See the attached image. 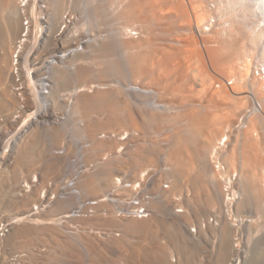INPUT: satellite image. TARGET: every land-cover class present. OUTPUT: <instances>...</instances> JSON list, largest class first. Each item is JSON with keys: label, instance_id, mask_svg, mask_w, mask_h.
Here are the masks:
<instances>
[{"label": "bare ground", "instance_id": "obj_1", "mask_svg": "<svg viewBox=\"0 0 264 264\" xmlns=\"http://www.w3.org/2000/svg\"><path fill=\"white\" fill-rule=\"evenodd\" d=\"M36 1L0 0V112H11L13 114L19 110L18 113L20 114V116H17L19 120L13 121L14 124L11 123L14 125V132L12 133L15 138L14 142L18 143L12 144V146L8 143L4 148L0 149L1 153L6 152L1 157L2 163L0 166V219L8 216L10 218L7 217L8 219L6 218L5 220L11 221L8 232L0 235V264H30L32 256L30 252L25 250L12 252L10 250H12L14 243H20L23 239L26 240L25 238L31 240L35 231L39 232V234L43 233L53 240V245L48 248L47 255L40 251L48 257L57 249L62 250L65 255H74L76 236L90 235L92 237H101V235L98 236L93 231L70 235L67 232L68 226L66 227L65 218L63 223L52 218L48 222L46 220L43 221L49 210L42 214H37L36 217H30L28 213L31 212L33 204L20 215L15 214L16 216H12L11 214L12 211L18 213L22 209L24 210L33 199L35 200L34 196L36 197V195H33L36 193L35 190L40 192L42 189L40 181H36L35 184L29 180L32 184L26 182V184H29L27 187L29 190L26 191L28 194L24 189L18 190V192H25L24 195H21L22 199L24 197L27 199L29 196L30 199L28 198L27 201H24V198L20 202L16 201L12 193H14L16 184L18 186V173L24 166L32 169V166L36 164L35 162L43 161L45 156L43 148L38 149V152L36 151L37 142L42 140L37 135L29 132L28 138L23 140L24 143L21 144L17 141L18 135L20 132H27L35 117L38 119L39 106H42L46 101L51 102L49 107L52 112H58L59 108L62 107L60 106L61 100L59 99L58 90L64 89L69 85H72L71 88L73 90L65 94V96H68L66 101L73 99L70 106H68L71 107L70 114H79L82 120H86L82 129L89 138L88 140H90L89 147L85 150L88 160H92L94 155L96 159L97 157L101 158H98V162L100 160L99 164L95 161L96 168L91 169L93 172L90 169L82 171L83 174L78 182L80 195L83 193V196L89 194V196L86 195L88 198L99 197L111 187L110 185L114 184V178L119 175L117 174L119 172H124L126 175L129 174V178L133 180L140 179L142 177L141 174H144L149 169L155 173V178L152 177L154 178L152 189L157 193H150L151 198H149L154 212L152 211V214L147 218L143 219L141 217L140 219L133 218L120 221L113 218L110 213L108 215L104 214L105 217L94 215L90 219L91 221L98 218L104 219L105 223L119 227L123 232L121 238L114 237L111 243L112 246L125 253L122 257L117 258V263L168 264L166 255L161 247L149 249L143 245V242H146V237L149 236L150 238V236H153L161 225L165 233H167L171 244L179 245L177 247H180V242L182 241L179 242L182 237L180 231L174 227L173 222H159L158 216L160 213L165 214V208L169 203L173 204L171 206H174L175 210H168V213L175 215L180 212L182 214L184 210H181V207H184L183 197L185 196L183 188L185 189L186 187V195L189 193L188 187L193 191V197L185 196L186 198L188 197L185 202L194 210V213H198L201 208L209 212L210 210H218L217 214L211 211L213 214L206 222L210 230L213 232L214 230L218 231L217 261H221L227 255L228 247L226 241L230 238V229L232 231L227 221L232 222L234 218L239 222V218L241 219V216L246 211L251 213L248 216L250 219L247 222L248 225L245 224L249 229H247L249 235L245 242L249 246L250 240L254 237L251 234L253 230L250 228L257 227V224H255L257 218L253 219V216L257 212L260 216L259 209L262 207L260 202L264 200V177L262 175L264 174V42L261 41L262 43L257 46L261 37L257 38L254 36V41L249 39L248 35L250 34L248 32L247 34L244 31L245 29H242L239 23L241 20H238L237 14L244 12V15L253 16L251 14L255 13L259 21H256L257 25H254L255 28L253 30H256L261 25L263 27L264 0H244L242 6L245 10L242 12L239 10L242 0H129L128 2L132 1V3L129 5L125 1L127 6L124 5L125 3L122 4V0L120 3L124 6L118 5V7L121 6L119 10L115 8L116 11L118 10V12H115V18L117 15L118 19L123 20L122 22L119 21L121 26L117 27L119 31L116 34H119V39L113 37L112 39L106 36L102 40L99 38L101 40L100 43L94 42V40L88 41V43L86 42L89 48L88 55L87 52L82 55H74V49H69V46L72 48L73 45H76L75 42L66 48H61L67 42L70 43V41L76 40L68 39L66 35V38L62 40L63 46L59 47V50H54L53 54H56L47 56L43 60V64H47L46 71L41 73L40 78L36 80L40 85L37 86L39 87L38 89H35L36 73L43 70L45 66L42 67L41 65L33 68L35 65H40V62H34L42 54L51 52L50 40L52 38L47 40V33L56 29L57 24L55 25V22L57 23L58 10L51 12L52 16L50 17L48 14L47 19L45 17L42 18L43 10ZM47 1L51 2V0ZM101 6L96 5L93 10L96 19L105 17V10ZM146 8L152 9L154 13L142 15L136 13L140 9ZM65 17L67 16L65 15ZM231 18H233V22ZM43 19L45 20L44 22ZM24 20L25 22L27 21L25 24ZM152 21L157 25L159 23L165 24L163 25L164 27H161L164 28L162 29L163 31L156 33L153 30L154 26H151ZM251 21L253 22V20ZM46 23L47 25L43 29L42 24ZM61 23L65 24L66 22L62 21ZM253 30H251L252 37ZM248 31L251 33L250 30ZM257 34L255 33L256 36ZM156 35L159 37H162V35L164 37L165 35V38L167 37L166 40H168L167 43L158 44V46ZM37 42L38 46L34 47ZM212 43L215 44L212 45ZM216 44L217 46H215ZM27 49L28 54H30V60L28 61L26 57L22 59V54ZM66 49H69L67 51L69 56H67L70 58L68 63L65 64L67 66L65 68L62 67L63 65L61 67L58 66L55 69L58 72H55V70L52 72L53 67L51 68V66L53 63L51 62L56 58L61 60L66 56L64 53V56L58 57L57 51L60 54L63 51L65 52ZM119 49L124 56L121 60H118L120 57H115ZM257 50H259L258 54H256ZM13 54L16 56H13ZM84 55L87 56L85 57ZM12 56L14 59L16 57L18 59L16 58L17 60L13 61ZM20 59L21 61L19 62ZM70 67L74 71L70 70ZM124 69L126 74L123 73L125 72ZM49 73L55 80L54 86H56V89H52L53 94L50 95L52 101L46 99L43 91L46 87L44 83L50 77ZM121 75L122 77L124 76L123 78L121 77L123 79L121 80L127 83L129 90L137 92L138 97L142 99L141 101L149 99V104L147 102L145 104L150 105L152 110L164 112L153 113L148 111L150 113L147 115H139L142 121L139 126L137 117L132 114L131 109L129 110L130 107H126V99L120 96V88L109 85L101 86V84L94 86L97 81H108L113 76L120 77ZM170 76H172L173 80L170 79ZM164 82L165 85L167 82L171 83L170 88L165 90V93L168 96L169 94L171 97L173 96L175 98L173 100L178 99V103H180V100L182 104L186 101L191 102L190 104L187 103L188 107L186 109H179V105H175L177 102H171V99L169 100L170 102H167L169 98H167L166 94L165 99L163 98L164 95L162 94L165 88L162 84ZM205 98L214 106V110L209 106V108L206 107L205 109L201 106V109H199L200 107H193L195 106L193 103L195 100L201 99L200 101H202ZM31 101L35 103V106L30 104ZM30 105L35 108L30 107ZM204 105L202 104L203 107ZM218 105L220 108L216 111L215 107H218ZM150 107L146 106L145 108ZM124 112L125 114H123ZM93 113H104V115L106 113V116L104 118L92 117ZM182 121L183 123H181ZM156 124L176 125L173 127L170 136L172 137L171 142L168 140L170 144L168 143V150L164 157L166 160L160 161L159 164H155L152 153L150 154V152L146 151L147 146L144 147L143 142L138 145V141L142 140L139 138L141 134V132L139 134L140 127L150 129L152 125ZM26 126L27 128H25ZM63 132V127H58L52 133L54 136L50 137L60 140L63 137ZM102 132L106 134L101 135V138H97L99 133ZM85 135L84 138H86ZM132 142L136 144L129 148V145L133 144ZM125 145L128 146L126 147ZM236 146L240 153L236 152ZM123 150H127L126 157L120 155L124 153ZM236 153L240 154L242 158L241 166L238 168H236V165H240L238 162H235L236 165L234 166V160L238 158L234 159L237 156ZM56 154L61 155L59 153ZM102 157L105 159H102ZM43 162L40 164L44 165V175L49 171H54L60 165L56 159L52 161V159L48 158L46 162ZM4 165L12 167V169L9 171ZM160 166L161 169L156 168ZM240 167L244 168V172ZM94 169L98 171L94 172ZM146 176L148 175L144 174V179ZM163 180L168 183L167 188L162 187ZM21 184L19 187H21ZM63 184L65 185L66 182L64 181ZM145 188L146 186H144V190ZM148 188L151 187L148 186ZM125 193L128 196L132 195L131 190H126ZM31 195H33V198ZM174 197L176 198L174 199ZM153 198L155 199L153 200ZM68 201L70 199L65 198L60 201L61 203H55L50 210L56 204L57 206L53 210H57L59 206L64 205L62 204L63 202ZM36 202H40V197L37 196ZM98 208H106V211H111L107 203H100L96 209ZM241 212L244 213L242 214ZM63 214L65 217L67 213L63 212L58 215L63 216ZM185 215L187 216V214ZM53 217L56 218V215ZM5 220L1 219L0 221ZM12 220L14 221L12 222ZM236 220L233 221L237 222ZM214 222L218 224V227L215 226ZM231 226L233 227V223ZM233 231L236 233L237 230L233 227ZM254 231H256V228ZM129 235L140 236L145 241L141 244L130 245L126 239ZM113 236L114 234L111 233V236L105 240H109ZM127 246H129V249H127ZM182 246L185 250L187 263L193 264L194 251L185 242L182 243ZM51 248L52 250H49ZM247 250H244V257L240 255L241 251H234L242 259L239 260V264H260L259 260L261 259H258L259 251L258 253L256 252L257 255L255 254L249 259V250ZM8 251L12 253L6 254ZM95 253L91 257L97 262L99 261L97 257L99 253L97 254V251ZM5 254L8 256L6 257ZM55 255V257H58L57 253ZM50 259L52 258L48 260ZM56 259L54 261H57ZM50 261L51 264L57 263H54L53 260ZM108 262L103 257L97 264H109ZM112 263L114 262L110 264ZM63 264L68 263L64 261Z\"/></svg>", "mask_w": 264, "mask_h": 264}, {"label": "rangeland", "instance_id": "obj_2", "mask_svg": "<svg viewBox=\"0 0 264 264\" xmlns=\"http://www.w3.org/2000/svg\"><path fill=\"white\" fill-rule=\"evenodd\" d=\"M121 1L122 0H51V2H49L47 0H37L36 1L37 4H38V6H41V9L43 10V15L41 14L42 15L41 16L42 18H44V17L45 18L46 17L48 18V14H49V17L52 16V13L51 12H53L55 10L56 11L58 10V12H57L58 13L57 14L58 17L56 18L57 19L56 20L57 23L55 22V25L57 24L56 25V29H54V31H52L50 33L48 31V33H47V35H48L47 40H50L52 38L50 40L51 41L50 42V44H51L50 45L51 52L49 54H42L38 58V60L36 62H34V63H39L40 62V65L39 64L38 65H35L33 68L39 67L41 65H42V67L45 66V68L43 70H41L38 73H36L37 77H35V84H36L35 89H38L39 88V87H37L39 85L38 82H36L37 78H40V76H41L40 74L43 73V72L45 73V71H46V65L47 64H43V60L46 59L47 56H52L54 50H56V49L59 50L58 48L61 47V46H63L62 45L63 44L62 43V40L64 38H66V35L68 36V39H76V40H73V42L70 41V43L67 42L61 48H66V47H68L69 45H71L72 43L75 42L76 45H73L72 48H70V46H69V49H74V55L75 54L82 55V54H85L86 52H87V55H88V50H89V48L87 47L88 41L94 40V42L97 41L98 43H100V41L102 40V38H104L106 36L107 37H110V38L113 37L115 39H117V38L119 39L120 36H119V34H116V33H118V31H119L118 28L121 26V22L123 20L121 21V19H118L117 15H116V18H115V12H118V10L121 8V6L118 7V5H122L123 3H125V1L127 3H129V5L132 3V1L128 2L129 0H123V2L121 4L120 3ZM110 3H112V4H110ZM127 3H125L124 5L127 6ZM243 3H244V0H242V2L240 3L241 4V6H239L240 12H242L243 10H245L243 8V6H242ZM96 5L97 6L98 5H100V6L102 5L101 6L102 9L104 8V10H105V11L103 10L105 12L104 13L105 17L101 18L102 20L101 19H96L95 16H94V14H93V12H94L93 10L96 7ZM124 5H122V6H124ZM148 6H150V5H148ZM115 8L118 9V10L116 11ZM47 10H49V11H47ZM148 10H151V11H148ZM139 11H137L136 13H139L140 15H142V14H151V12L154 13V11H152V9H147V8L146 9H142V10L140 9ZM146 11H148V12H146ZM244 14H245L244 12L243 13H240V14L239 13L237 14L238 15V20L239 21L241 20V22H239V23H240L242 29L243 30L245 29L244 31L246 33L248 32L250 34V35H248L250 37L249 38L250 40H253L254 41L255 40L254 39V36L257 37V38L258 37H261V40L259 41L260 43H257V46H258L259 44H261L262 42H264V32H263L264 30H262V29H264L263 28L264 26L261 27L262 26L261 25L260 26L261 28L260 27H257L256 30H253L255 28L254 25L257 23L256 21H259L257 14L255 15V13H252L251 15H253V16L244 15ZM65 15L67 17H65ZM169 16H171V15H169ZM250 17H251V20H253V22L250 20ZM253 17H254V19H253ZM67 18H69V19H67ZM23 19H25V18H23ZM231 19H232V22H233V18H231ZM66 20L69 21V22H67ZM44 21L45 20L43 19V22ZM62 21H65L66 22L65 24H67V25L62 24L61 23ZM119 21H121V22H119ZM170 21H171V19H170ZM26 22L24 20V24ZM46 22H47V20H46ZM47 23L46 24H42L43 29H44V27H46ZM171 23H172V21H171ZM138 25H140V24H138ZM163 25H165V24H163ZM163 25H162V23H159L157 25L153 21L151 22V26H154V29L152 27L151 28L156 33L157 32H160V31L161 32L163 31L162 29H164V28H161V27H164ZM65 26H66V28H65ZM169 26H171V25H169ZM248 30H250V31L253 30V37H252V31L250 33ZM255 33L256 34L258 33L257 36L255 35ZM261 34H262V36H260ZM56 35H58V36L55 37ZM101 36H103V37H101ZM96 38H98V39L96 40ZM156 38H157L156 39L157 40L156 41L157 42V45L158 44L159 45L165 44L168 41V40H166L167 37L165 38V35H164V37H163V35H162V37L161 36L159 37V36L156 35ZM158 38H159V40H158ZM55 40H56V42H54ZM164 40H166V41H164ZM162 42H164V43H162ZM214 44L212 43V45H214ZM78 45H79V47H78ZM36 46H38V42L35 44L34 47H36ZM215 46H217V44ZM69 49H66L65 52L63 51L60 54H59V51H57L58 52L57 53L58 54L57 56L58 57H62L65 54L67 56L69 54V52H67ZM258 51L259 50L256 51V54H258ZM55 54L56 53H54L53 55H55ZM61 54H63V55H61ZM29 55L30 54H28V49L25 50L24 51V54H22V59H24L26 57L27 61L30 60L29 59ZM115 55L114 56L116 58H117V56L120 57V58H118V60L119 59L121 60V58L122 59L124 58V56L122 55V52H121L120 49L117 50V53ZM13 56H16V55L13 54ZM13 56H12V59L14 61L17 57L14 59ZM20 56H21V54H20ZM66 56H64V58H62L61 60H60V58L59 59L56 58V59L53 60V62H51V63H53V65L51 66V68L53 67L52 72H53V70H55L56 68H58V66L61 67L63 65L62 67H64V68L67 66L65 64L68 63V61L70 60V58H68L69 55L67 57ZM53 58H55V57H53ZM76 59H78V58H76ZM41 60H42V63H41ZM58 60H60V61H58ZM20 61H21V59L19 60V62ZM11 63H14V62H11ZM70 70H72V67H70ZM60 71H61V69H60ZM72 71H74V70H72ZM124 71L125 72H123V73L126 74V70L125 69H124ZM55 72H58V70L57 71L55 70ZM50 73H49V76H50L49 79H47L46 83H44L46 85V87H45V89L43 91L45 93L46 99H48L49 101H52V98H50V95L53 94V90H54V88L56 86H54L55 85V83H54L55 80H53V78H52V76H51ZM30 74H31V72H30ZM34 75H35V73H34ZM121 77H122V75L120 77L119 76L118 77L113 76L110 79H108V81L107 80L106 81H100V82L97 81V83L96 82L94 83V86H97V85L101 84V86H104V85L108 86L109 85V86H114V87L120 88V90H121L120 91L121 92L120 93V96L126 99V107L127 108L130 107L129 110L131 109L130 111L132 112V114L135 117H137L136 119H138L139 126H140V123L142 122L140 120L141 118H140L139 115H142V116H143V114L144 115H147V114L150 113L148 111H151L153 113H156V112L163 113L164 112V111L162 112V111H159V110L156 111L154 109H153L154 110L153 111L151 109L150 105H148L149 104V99H147V101H144L145 99L143 101H141L142 99H140L138 97L137 92H133L132 90H129L127 83H125V81H122L123 80L122 78L124 76L122 78ZM171 77L172 76H170V79L173 80V78H171ZM118 78H120V79H118ZM170 84L171 83H168V82L166 83V85H165V82H164V84H162V85H164V88H165L163 90L164 93L162 94V95H164V97H163L164 99L166 97L165 94L168 96V94L165 93L166 92L165 90H167L168 88H170ZM71 86L72 85H69V86H66V88H64V89L62 88V89L58 90V92H59L58 94L60 96L59 99L61 100L60 101V106H62V107L59 108L58 112L57 111H55L56 113L55 112H52V110H50V107H49V104L51 102H47L46 101V103H43L42 106H39V110H38L39 111L38 112L39 113V117H38V119H37V117H35V119H33L34 121L32 120V125L30 126L29 129H27V132L28 133L25 131V132H20V134L18 135L17 141H19L20 144L21 143H24L23 140H26L28 138L27 135L29 134V132H32L34 135H37V137L39 139H42V140H41V142H37V145H36L37 150L36 151L38 152V149H42V148L44 149V152H45L44 155L45 156H44L43 161L46 162V160H48V158H49L50 160L52 159V161L56 159V161L58 162V164L60 163V165L57 166V169H55L54 171H52L53 173L51 171H49L51 173H49V172L47 173V174H49L48 176H47V174L46 175L43 174L44 165L42 166V164H40L43 161H41V162L38 161L39 163L35 162L36 164H34V166H32V169H30V168H28L26 166L22 167L20 173H18V177H19V179H18V186L16 184V187L14 188V191H13L14 193H12V194H14V197L13 198L16 201H18V202H20V200L21 201L24 200V198H25L24 201H27V199L30 197L29 196L27 199H26V197H24L23 199L21 198V195L22 194L23 195L25 194V193L18 192V190H21V187H19V185L21 184V182H23V181H25V182H30V181L36 182V181H40L42 183L41 184L42 185V189L48 188V190H50L49 187H51L52 184H55L56 182L57 183L59 182V184H60L61 180H67L65 178H69V176L71 174L72 175L73 174H77V172L83 170V168H88V169L94 168L95 165H96V162H98V158H100V157H97V159H96V157L94 155V158L92 160L91 159L88 160V156L85 153V150L89 147V142H90V140H88L89 138L85 135V133H84V131L82 129L84 127L83 125H85L86 120L85 121L82 120L79 114H77V115L70 114V111H71L70 108L71 107H68V106H70V103L73 101V99H69V100L66 101V99H68L67 98L68 96H65V94H68L69 92H71V90H73V88H71ZM165 86H168V87H165ZM136 94H137V96H136ZM61 95H62V98H61ZM169 96L167 97L169 99L166 98L167 99V102H170V101L171 102H174V103L177 102V104H175V105L176 106L179 105L178 106L179 109H186L188 107L187 106L188 105L187 103H189L188 101L183 102L184 104H182L181 101L179 100L180 103H178V99L173 100L174 97L173 96L171 97L170 94H169ZM63 100H65V101H63ZM200 100L201 99L195 100L196 103L193 102L195 104V106H193V105L192 106L195 107V108H199L201 106L203 109H205L206 107L207 108L210 107V108H212V110H214V106L211 103H209V100L207 98L202 99V101H200ZM198 101H200L201 103L198 102ZM146 102L148 104H145ZM206 102H208V103H206ZM30 104L32 106H35V103L33 101H31ZM142 104H145L147 107H150V108H145L146 106L145 105H142ZM202 104H205L206 106L204 105V107H203ZM31 105H30V107H32ZM201 107L199 109H201ZM32 108H35V107H32ZM218 108H220L219 105H218V107H215V110L217 111ZM18 112H19V110L17 111V113H13V114L11 112H8V113H2V112H0V149L1 148H4L8 143H11V146H12V144L14 145V144H17L18 143V142H14V139L15 138L12 136V133L14 132V129H13L14 128V125H12V124H14L13 121H18L19 120V118L17 116H20V114ZM123 114H125V112ZM91 116L92 117L98 116V117L104 118L106 116V113H105V115H104V113L103 114L102 113L101 114L100 113H98V114L97 113H93ZM183 121L181 123H183ZM184 122H186V121H184ZM174 124L173 125L172 124L171 125L170 124L169 125L167 124V126L165 124H160V125L159 124L158 125L156 124V125H152L153 128L150 127V129L149 128L148 129H145V128L140 127L141 129L139 131V134H140V132H141V134L139 135V138H141L142 140H139L140 142L138 141V145L143 142L144 147L147 146L146 147V151H148V153L150 152V154L152 153V156H153V158L155 160V164H159L160 161L166 160L164 157L166 156V152L168 150V146H169V144H170V142L172 140V137H170V136L172 134L173 127L176 126ZM55 126L57 128L58 127L59 128L60 127H63V130H64L63 137L60 138V140L59 139H56L55 140V138H51V137L54 136L52 133L55 130H57V128ZM162 126H164V127H162ZM25 128H27V126ZM141 130H143V131H141ZM105 134H106L105 132L99 133V135L97 136V138H101V135H105ZM84 135H85L86 138H84ZM144 135H145V138H144ZM48 136L49 137L51 136V137L49 138ZM144 140H145V142H144ZM132 143H133L132 145H129V148H130V146H133V145L136 144L134 142H132ZM125 146L127 147L128 145H125ZM237 146H240V145H237ZM237 146H236V148H237V151L236 152H239L240 153V151L238 150V147ZM133 148H131V149H133ZM126 151L123 150L124 153L123 154H120V155H123L124 157H126ZM56 153H59L61 155H57ZM236 154H237V156H235L234 159H236L238 157L236 159L238 161L234 160V166L236 165L237 162H238V164H240V162L242 161V158L240 157V154H238V153H236ZM84 159H85V161H84ZM102 159H105V158L102 157ZM99 163H100V160H99L98 164ZM5 165H6V163H5ZM5 165H4V167H6ZM236 166H237L236 168H238L239 166H241V164L240 165H236ZM6 168L9 171H10V169H12V167H6ZM240 168L243 171L244 168L243 167H240ZM90 171H92V170H90ZM95 171H98V170L97 169L96 170L94 169V172ZM119 173H122V172H119ZM262 175L264 177V174H262ZM23 183L21 184V186L23 185ZM81 183H83V182H81ZM263 185H264V183H263ZM186 188L185 189L183 188V191L187 192V189ZM188 188H189L188 189L189 190L188 195H186L185 192H183V193L185 194V196L193 197V193H192L193 191H191V188L190 187H188ZM76 191H79L80 192V186L79 185L76 186ZM35 192L37 194L36 193L33 194L34 192L32 193L33 195H36V197L34 196L35 200L33 199L32 202L24 210L22 209L21 212H18L17 213V212L12 211V213H11L12 216L20 215L22 212L28 210V208H30L32 206V204H33V206H35V204H37L36 199H37V196L41 198V190H40V192L37 191V190H35ZM50 193H52V192H50ZM33 195H31L32 198H33ZM82 195H83V193H82ZM86 195L89 196V194H85L83 196V198H88ZM62 196H67V191L66 190L65 191L62 190ZM185 196L183 197V201H184L183 202V204H184L183 206L184 207H181V210L186 211V212L183 211L184 214H183V212H182V214L181 213H178V214H175V215H173V213H168L167 212L168 210H170V211L171 210L172 211L175 210L174 206H171L173 204L169 203L166 206V208H165V210H166L165 214L160 213L159 216H158V220H159V222L162 221L161 223H163L164 221H165L164 223H171V222L174 223L173 224L174 227L180 231V234L182 236V237L180 236L181 239L179 240V242L182 240L181 241L182 243L183 242L187 243V245L190 248H192V251H194V254H193V257H192L193 264H229L230 263V260L232 258H234V256H236V253L234 251H237V250L241 251V254L240 255L244 257V250H247V248L249 250V256H248L249 259H251L252 256H255V254L257 255V253L259 251V258L258 259H261V260H259V262H260V264H264V200H262L263 202L261 201L262 203L260 202V204H262V207H263V209H262V207L259 209V212H260V216L261 217L259 216V213L258 212L256 213V215L254 214V216H253V219H256L257 218V221H256L257 223L255 222V224H257L256 225L257 227H254L255 226V224H254V226H253L254 228H250L251 230H253L251 232V234L254 235V237L252 238V240H250L249 246H248L247 242H245V241L247 240V238H248L247 236L249 235V231H248L249 229H248V226H247L248 225L247 222L250 220L248 216L251 213H249V211H246V213H244L245 212L244 211L243 212L244 214L241 212L243 215L241 216V219L239 218V222L236 219H234V218L232 219V222L229 221V220L227 221V224L228 225L230 224V227L232 228V231L230 229V232H231L230 238H229V240L226 241L227 247H228L227 255L221 261L220 260L217 261L216 251H217L218 244H219V242H218L219 241L218 240L219 237L217 235V232L218 231L216 232L214 230V232H213L212 230H210L208 228L206 222H207V219L210 216H212L211 214H213V213H216L217 214L218 210L217 211H216V209L215 210H210V212H209L208 210H205V209L201 208L198 213H194L193 212L194 210H192L187 205V203L185 202L186 200H188V197L186 198ZM175 198L176 197H174V199ZM68 199H70V201L63 202L62 204H64V205L59 206L58 207V208H60L59 210H58V208H57V210H53L57 206V204L51 210H49V212L47 213L46 218L43 221L46 220L48 222V220H50L51 218L53 219V216H55V215L57 216L59 213H63V212L68 213V212H70V210L72 209L71 207L73 206L74 200L71 199V198H68ZM162 209H163V207H162ZM211 211L212 212L214 211V212L212 213ZM185 214H187V216ZM7 217L4 216L1 219L2 220H5ZM160 217H163L164 219L163 218H160ZM8 218H10V217H8ZM211 218H213V217H211ZM100 219L101 218H98V219L93 220V221H91L89 219V220H86L87 222L84 221L85 223L82 222L83 224H86V226H84L82 224H75L72 221L67 222V224H66V227L68 226L67 232L70 235L71 234L72 235H77V234H80L81 232L89 231L91 229H93L94 232H96V231L99 232L100 230L105 229V230H108V231H110L111 233L114 234V236L111 239H109V240H105V237L102 240L101 237H94V236L92 237L90 235H85V236L79 235V237L76 236L75 238L77 239V241L75 242L76 243L75 244L76 245L75 251H77V252L74 251V255H72V256H68V254L65 255V253H63L62 250H60V249H57L56 251H54L53 252L54 255H52L53 254L52 253L51 254L52 256L51 255L49 257L46 256L48 254V252H47L48 251V248L50 246L52 247V245H53V240H51L50 238H48V236L47 235H44L43 233L39 234V232H37V231H35L36 233L35 232L33 233L31 240L29 238H25L26 240L23 239L22 240L23 242L22 241H20V243L17 242L18 244L17 243H14V245H12V250H10V251L15 252V251H19V250H25L27 252H30V254L32 255L31 256V260H30V264H51L50 263L51 262L50 260H53L54 261V259H56V258H57L56 259L57 261H54V263L57 262L56 264H63L64 261H67L68 264H89L91 262L92 263L95 262L97 264L98 262H100V260L103 259V257L107 261H109L108 262L109 264L111 262H114L112 264H116L117 263V261H116L117 258H119L120 256L122 257L125 253H123L124 251H122V250L120 251L119 249H117L114 246H112L111 243H112V239H114V237L115 238H121L123 236V232L121 231V229L119 227H116V226H114L112 224H109V223H105V220L104 219H101V220ZM161 219H163V220H161ZM233 220H236L237 222H234ZM50 223H51V221H50ZM232 223H233L234 229L237 230L236 233L233 231V227L231 226ZM72 224L74 225V228H78V229H76V230L70 229L71 228L70 226ZM245 224H247V225H245ZM27 225H30V224H27ZM160 226L158 227L159 230L153 236H150V238H149V236L146 237V239H147L146 242H143V241H145L144 238H142L140 236H136V235L135 236L134 235H129V236H127L126 239L130 243V245L131 244L132 245H137V244H141L143 242V245H145V247L146 248H149V249H152V248H155V247H161L163 249L164 254L166 255V258L168 260V264H174V261L175 260L178 263L186 264L187 263V261H186L187 259L185 258V253H184L185 250H184V247L182 246V243L180 242V247H177L179 245H177V246L172 245L171 242H170L169 237H167L168 236L167 233H165V231L163 230L162 226H161V228H160ZM89 228H91V229H89ZM255 228H256V231H254ZM257 229H258V231H257ZM192 231H194V232H192ZM239 236L241 237V240H239ZM237 239H238V241H240L239 244H237V242H236ZM236 245L239 246V249H237V247H235ZM129 246H127L128 247L127 249H129ZM53 248H54V246H53ZM34 250H35V252H34ZM49 250H52V248L49 249ZM53 250H55V249H53ZM40 251L43 252V253H46V255H44ZM96 251H97V254L99 253V255L97 256L98 259H99V261H97V262L94 261L93 258H92L93 257V254L94 255L96 254L95 253ZM12 252H9L8 251L6 254H9V253L11 254ZM56 253H57V256L58 257H55L56 256L55 255ZM126 253L130 254L129 252H126ZM6 254H5V256L7 257L8 255H6ZM45 258H47V259H45ZM49 258H52V259L48 260ZM45 260H46V262H44ZM240 260H242V259L240 258ZM117 264H128V263H125V262L119 263L118 262Z\"/></svg>", "mask_w": 264, "mask_h": 264}, {"label": "built area", "instance_id": "obj_3", "mask_svg": "<svg viewBox=\"0 0 264 264\" xmlns=\"http://www.w3.org/2000/svg\"><path fill=\"white\" fill-rule=\"evenodd\" d=\"M9 144L11 145V143ZM5 153L0 152V166L2 163L1 157H3ZM94 168H96V165ZM156 168L161 169V166L156 167ZM86 169L88 168H83V170L77 172V174H73L75 176L71 174L69 178L64 177L67 180H61L60 184L59 182L52 184V186L49 187L50 190H48V188L41 189L40 202L35 204L31 212L28 213L30 217H36L37 214L39 213L42 214L43 212L50 210V208L55 203L60 202L65 198L67 199L71 198L74 200L73 206L71 207L72 209L70 210V212H68L65 215V217L63 214V216L57 215L56 218L53 217V219L60 220L63 223L64 222L63 220L65 218L66 224L67 222L72 221L75 224L84 225L81 222L82 220L83 222L86 220H89L94 215L105 217L104 214L108 215L110 213L112 214L113 218H116L117 220H120V221H126V220L133 219V218L140 219L141 217H143L144 219L152 214L153 209L151 208L152 207L150 203L151 200L149 199L151 198L150 193H157V192H155L152 189V184H153V179L155 178V173L151 172L150 171L151 169L145 171L144 174L148 175L146 176L145 179H144V174H141L142 177H140V179L133 180L129 178L128 176L129 174L126 175V173L124 172L118 173L119 175H117L114 178V184L110 185L111 187H109L99 197L83 198V195L82 194L80 195L81 192L76 191V186L78 185L81 175L83 174L82 171ZM64 181L66 182L65 185L63 184ZM163 181L164 183L162 184V187L167 188L168 183L166 182V180H163ZM31 182H34V181H31ZM31 182L30 184H32ZM34 183L36 184V182ZM28 185L29 184H26V182H24L23 185L21 186V189H24L25 192L28 191L29 190L27 188ZM144 186H146L145 190H144ZM148 186H150L151 188H148ZM53 189L54 191H52ZM62 190L67 191V196H62ZM126 190H131L132 195L131 196L126 195L125 193ZM26 193L28 194V192ZM154 199L155 198H153V200ZM100 203H107L109 207L111 208V211H106L107 210L106 208L96 209V207H99ZM13 221L14 220H12V222ZM10 222L11 221H7V220L0 222V235L6 234L8 232V228L11 226ZM214 224L216 227H218L217 223L214 222ZM72 225L70 226L71 227L70 229L72 230L78 229V228H74V225L73 226ZM84 226H86V224ZM89 231H93V229ZM99 232L100 234H98V231H96L98 236L101 235L102 240L104 237L106 239L107 237L111 236V232L108 230L103 229V230H100ZM239 240H241V237H239ZM236 242L239 244V241L236 240ZM236 247L237 249H239L238 245ZM239 260H240V257L236 254V256H234V258L230 260L229 264H239ZM174 264H181V263H178L175 260Z\"/></svg>", "mask_w": 264, "mask_h": 264}]
</instances>
